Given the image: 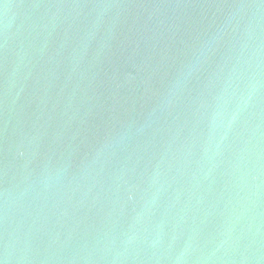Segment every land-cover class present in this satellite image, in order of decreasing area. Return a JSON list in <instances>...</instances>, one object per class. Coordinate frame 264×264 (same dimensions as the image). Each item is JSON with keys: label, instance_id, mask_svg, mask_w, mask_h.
<instances>
[{"label": "water", "instance_id": "1", "mask_svg": "<svg viewBox=\"0 0 264 264\" xmlns=\"http://www.w3.org/2000/svg\"><path fill=\"white\" fill-rule=\"evenodd\" d=\"M0 264H264V0H0Z\"/></svg>", "mask_w": 264, "mask_h": 264}]
</instances>
